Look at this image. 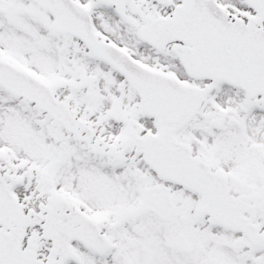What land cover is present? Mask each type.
I'll return each mask as SVG.
<instances>
[{"label": "snow or ice", "instance_id": "6c2138e0", "mask_svg": "<svg viewBox=\"0 0 264 264\" xmlns=\"http://www.w3.org/2000/svg\"><path fill=\"white\" fill-rule=\"evenodd\" d=\"M0 264H264V0H0Z\"/></svg>", "mask_w": 264, "mask_h": 264}]
</instances>
